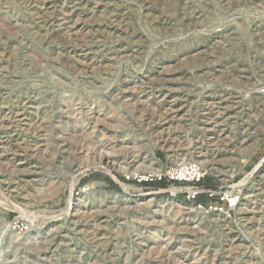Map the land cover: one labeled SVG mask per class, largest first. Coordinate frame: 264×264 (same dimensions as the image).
Returning a JSON list of instances; mask_svg holds the SVG:
<instances>
[{"label":"rangeland","instance_id":"rangeland-1","mask_svg":"<svg viewBox=\"0 0 264 264\" xmlns=\"http://www.w3.org/2000/svg\"><path fill=\"white\" fill-rule=\"evenodd\" d=\"M262 131L264 0H0V264H264Z\"/></svg>","mask_w":264,"mask_h":264},{"label":"built area","instance_id":"built-area-1","mask_svg":"<svg viewBox=\"0 0 264 264\" xmlns=\"http://www.w3.org/2000/svg\"><path fill=\"white\" fill-rule=\"evenodd\" d=\"M260 159H262V160L260 161V163H258L257 167L254 168L253 170L256 171L259 168H263V171L261 174H264V156L261 157ZM195 165H197V167H199V169ZM170 170H174L175 173H179V174L185 173L187 175H190V176H184V177L176 175V177H174V178L169 176L171 179L178 180L180 182H199L206 174V171H204L202 169V167L194 161H191V162L186 161V163L185 162H178V163L174 164V167L170 168ZM154 175H156V174H153V176ZM167 175H169V174H167ZM250 175H251V173L249 174V176ZM157 177L160 178V175H158ZM154 178L155 177H152V175H148L147 178H145V179L141 178V179L146 181V180H153ZM246 181L247 180L241 182V180H239V182L234 184L230 190L226 191L225 193L224 192L221 193L220 199L224 202V206H219L216 203H214L213 204L214 210L219 211L222 214H225L228 217H230L231 213L234 212L235 209L238 207L237 203L239 201L238 194H235L234 196H232L231 194L237 192L234 190V188L243 189ZM192 187H196L198 190L195 191L193 194L189 195V197H191V198H195V196H198L199 194H202V193H204L205 195H207L210 198L215 196L214 188H205V189L203 188L202 189L199 186H192ZM239 197H240V195H239ZM197 206L199 208H203V205H201V203H199Z\"/></svg>","mask_w":264,"mask_h":264},{"label":"bare ground","instance_id":"bare-ground-1","mask_svg":"<svg viewBox=\"0 0 264 264\" xmlns=\"http://www.w3.org/2000/svg\"><path fill=\"white\" fill-rule=\"evenodd\" d=\"M264 131H262L261 132V134H258V135H256L255 136V138H254V143H253V145L250 147V149H252V150H250V152H252V151H254L257 147H259V145L263 142V140H264V133H263ZM250 154V153H249ZM247 155V157H246V161H247V159L249 158V156L250 155ZM149 160H150V162L153 164V165H155L157 162H156V160H157V158H156V156H155V154H154V152H153V150H150V152H149ZM262 159H260L259 160V162L258 163H260V161H261ZM159 164H161V163H159ZM202 164V163H201ZM258 165V164H257ZM156 166V165H155ZM196 167H197V165H195ZM202 166V169L203 170H209V171H211V170H213L214 168L213 167H211V168H208L207 166H203V165H201ZM257 167V166H256ZM198 169H199V167H197ZM154 170H155V172L157 173H159L160 174V172H161V168L159 167V166H156V168H154ZM108 171L109 172H111V169L109 168L108 169ZM163 172V171H162ZM167 174H169V175H173V173H172V171H170V172H167ZM177 174V173H176ZM182 175H185V173H182ZM187 175V174H186ZM185 175V176H186ZM180 176V175H179ZM188 176H190V175H188ZM77 180H78V178H75L74 180H73V183L70 185V194L72 193V190H73V188H74V185H75V183L77 182ZM122 183V182H121ZM120 183V184H121ZM47 186H49L48 187V189H47V191H50L51 193H53L54 195L55 194H57L58 193V191H59V188H60V185L59 184H57V183H55V184H53V182H50V183H48V185ZM121 186L122 187H125V188H127L126 187V185L125 184H121ZM130 186V189H134V190H137L138 188L137 187H135V186H131V185H129ZM124 188V189H125ZM46 190V188H45V184H44V182H42L41 183V187H40V190ZM191 189V188H190ZM177 189H173L172 191H176ZM178 191V190H177ZM190 191H192V190H190ZM189 191V192H190ZM196 191V190H195ZM114 193V192H113ZM191 194V193H190ZM236 193H232V196H234ZM239 195H240V197H239ZM245 195L243 194V195H241L240 193H238V199H239V201H238V203H237V205H242L243 204V200H245L246 199V197H244ZM70 197V196H69ZM71 199V198H70ZM69 199V200H70ZM71 210V209H73V207H72V205L69 203L68 204V209L67 210Z\"/></svg>","mask_w":264,"mask_h":264},{"label":"trees","instance_id":"trees-1","mask_svg":"<svg viewBox=\"0 0 264 264\" xmlns=\"http://www.w3.org/2000/svg\"><path fill=\"white\" fill-rule=\"evenodd\" d=\"M152 184H156V185H162V184H164V181H162V182H153ZM112 186L114 187V188H116V189H118V187L117 186H115V185H113L112 184ZM199 201H204L205 200V198L204 197H199V199H198Z\"/></svg>","mask_w":264,"mask_h":264},{"label":"water","instance_id":"water-1","mask_svg":"<svg viewBox=\"0 0 264 264\" xmlns=\"http://www.w3.org/2000/svg\"><path fill=\"white\" fill-rule=\"evenodd\" d=\"M120 183H121L120 181H118V182H117V184H118V185H119V186L122 188V186H121V184H120Z\"/></svg>","mask_w":264,"mask_h":264}]
</instances>
